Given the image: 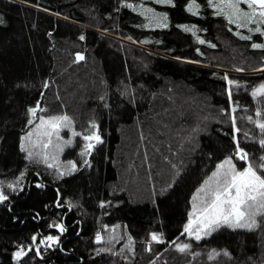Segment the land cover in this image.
I'll return each instance as SVG.
<instances>
[{
  "label": "trees",
  "instance_id": "trees-1",
  "mask_svg": "<svg viewBox=\"0 0 264 264\" xmlns=\"http://www.w3.org/2000/svg\"><path fill=\"white\" fill-rule=\"evenodd\" d=\"M187 2L175 0L176 7L171 8L145 0L146 6L169 15L168 28L145 29L137 27L144 22L138 13L115 10L118 0H0L4 21L0 24V180L12 181L27 167L24 190L6 189L9 201L0 204V264H16L12 259L16 245L29 244L33 234L57 235L48 223L61 219L68 230L60 247L42 250L43 259L29 253L21 264H150L157 255L156 264H216L206 258L211 248L231 252L233 259L220 257L221 264H264L260 232L222 229L200 244L193 241V251L202 253L195 260L172 249L165 251L167 244L154 245L152 253L144 251L150 232H163L166 241L180 235L195 188L233 151L231 125L220 113L229 107L225 73L244 85L233 97L247 109L238 112V125L259 138V130L239 117L254 116L258 106L249 93L252 86L264 83V73H252L261 65L264 51L239 40L210 9L202 8L201 15L193 17L184 10ZM184 24L206 29L198 35L216 48L196 43L191 33L178 27ZM80 35L86 39L79 40ZM128 36L138 42L132 43ZM144 40L150 42L139 43ZM78 52L86 59L73 63ZM236 67L245 68V73L236 72ZM44 81L49 82L48 89L43 88ZM125 86L133 93L134 104L129 102L132 96L120 95ZM38 99L48 109L41 114L66 113L77 131L91 120L99 124L104 144L88 157L91 167L81 166L80 138L64 151V159L75 160L80 169L71 176L56 179L43 165L24 160L19 138L28 130L25 109ZM105 102L109 107H104ZM240 140L251 155L264 154L257 142L242 135ZM237 166L242 168L243 162ZM127 170L130 184L146 190V196L132 195L122 184ZM41 182L45 187L36 188ZM57 190L61 201L78 206L71 212L57 208ZM101 202H109L108 207L100 208ZM37 213L39 218L34 219ZM117 224L123 239L114 242V251L127 243L128 236L135 241V256H129L128 262L119 256L95 255V249L104 246L94 243L96 232L103 225ZM104 235L107 239L110 233Z\"/></svg>",
  "mask_w": 264,
  "mask_h": 264
},
{
  "label": "snow or ice",
  "instance_id": "snow-or-ice-1",
  "mask_svg": "<svg viewBox=\"0 0 264 264\" xmlns=\"http://www.w3.org/2000/svg\"><path fill=\"white\" fill-rule=\"evenodd\" d=\"M154 5L176 7L175 0H150ZM121 8L131 9L143 17L144 22L137 27L149 29H166L169 27V15L167 12H159L155 7L146 6L145 0H139V3H132L129 0H118L119 11ZM210 9L211 14L215 17L222 18L228 31L232 32L241 41L250 42V48L253 50L264 51V0H204V3H198L197 0H188L185 11L193 17L201 15V9ZM3 18L0 17V24ZM185 33H191L195 37V42L200 45L207 44L211 48H216V44L201 38L198 33L206 31L199 28L196 24L178 25ZM235 29V31L233 30ZM247 33V34H245ZM51 35V33H49ZM260 37L261 42H255L254 37ZM86 37L79 36V40L83 41ZM127 39L132 43H137L131 36ZM150 41L144 40L139 43L146 44ZM159 43V41H157ZM200 53L199 48L196 49ZM86 59L83 53H76L73 63H79ZM177 59H180L177 57ZM188 63H197L198 61H187ZM236 72H244L245 68L236 67ZM254 72L264 73V57H261V65L253 69ZM225 81L224 94L229 104L228 108H221V115L227 117L226 123L231 125V139L234 145L233 151L225 156L221 161L216 163L214 170L206 176L205 179L195 188L189 198V208L187 210V220L183 224L180 235L175 239L166 241L163 232H150L148 238L144 241V251L152 253L154 245L167 244L165 251L172 249L184 256H190L193 260L201 256V252L193 251V241L200 244L206 241L222 229L232 232L243 231L248 233H264V154L258 157L251 155L245 148L241 147L240 136L245 139L257 142L259 149L264 151V108L259 105L264 104V83L252 86L250 96L257 102V107L253 115L239 117L245 119L248 123L254 125V129L259 130V138L250 135L249 131H242L238 125V112L245 111L239 104V101L233 99L236 90L244 87L238 80L229 78L225 73L222 77ZM16 87H21L17 84ZM50 84L48 81L43 82V88L48 89ZM45 93L41 91L40 96L44 97ZM121 96H132L130 103H135L133 93L124 87L120 92ZM57 99L59 97L57 96ZM106 101L104 96L99 98ZM104 107H109L108 103H104ZM48 109L41 104L38 99L35 104L25 109V128L28 129L24 135L19 138V151L24 154V160L28 164L43 165L46 169L51 170L56 179H63L71 176L79 171L78 163L74 160L61 162L60 156L65 148L71 147L76 138L82 140L79 156L81 157V166L91 167L90 160L93 152L99 145L104 144V139L100 131V126L95 120L89 121L83 131H76L73 119L66 113L56 115H41L47 113ZM67 130L70 135L67 139L61 135ZM228 135V133H225ZM144 137L142 136L141 139ZM3 138L0 137V140ZM237 162H243V167L238 168ZM176 168V165H173ZM27 173V167L22 170L18 176L12 181L5 182L0 180V204L9 201V195L6 189L12 193L23 191V180ZM37 176L40 173H36ZM176 176H180L179 169L176 170ZM36 188H43L45 185L37 183ZM169 188L172 187L170 184ZM109 202H101L99 207H108ZM57 208H66L71 212L78 205L71 200L61 201L59 190H57V199L55 201ZM47 207V205H45ZM39 218L37 213L34 219ZM126 230L127 226H123ZM48 228L54 229L58 234H48L41 236L39 233L30 237V243L27 245L17 244L16 251L12 254L13 261L21 264V261L34 253L43 259L42 250L59 248L61 245V237L67 232V228L63 220H52L48 223ZM121 225L117 224L109 228L103 225L101 231L95 234L94 243L96 245H104L95 249V255L108 254L119 256L126 262L129 256H135V241L131 236L127 237V243L114 251V242L119 243L122 236L118 235V229ZM104 233H110L105 238ZM39 237V238H38ZM180 237H184L183 241ZM63 250V249H61ZM127 252L129 255H125ZM220 257L232 260V254L228 249L211 248L206 252L207 261L221 264ZM159 259L157 255L155 260H151L150 264H156ZM251 259V257H249Z\"/></svg>",
  "mask_w": 264,
  "mask_h": 264
},
{
  "label": "rangeland",
  "instance_id": "rangeland-1",
  "mask_svg": "<svg viewBox=\"0 0 264 264\" xmlns=\"http://www.w3.org/2000/svg\"><path fill=\"white\" fill-rule=\"evenodd\" d=\"M245 73V72H244ZM248 73H250V72H248ZM252 73H258V72H252ZM41 115H43V114H41ZM77 131V130H76ZM61 135L62 136H64V138L65 139H67L68 137H69V135H70V133L67 131V130H65V131H63L62 133H61ZM178 136V135H177ZM66 149V148H65ZM65 151V150H64ZM60 160H61V162H66V161H68V160H65L64 159V152L61 154V156H60ZM75 161V160H74ZM137 163H139V162H137ZM138 165H140V166H138V168L139 167H141V164H138ZM131 170H134V168H132L131 167ZM127 175H128V170L127 171H125V175H124V177H123V180H122V184L123 185H125V186H127V188L128 189H130L132 192V195L134 194H137V195H139L140 197H143V196H146V190H143V188H142V190H141V188L140 187H137V185L135 186V185H133L132 183L130 184V180L128 179V177H127ZM185 238H183L181 241H183Z\"/></svg>",
  "mask_w": 264,
  "mask_h": 264
}]
</instances>
